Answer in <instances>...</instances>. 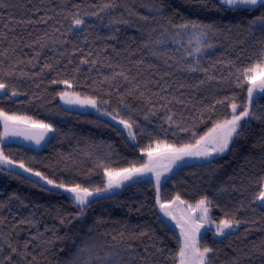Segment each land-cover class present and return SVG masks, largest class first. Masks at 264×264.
Returning a JSON list of instances; mask_svg holds the SVG:
<instances>
[{
    "label": "trees",
    "instance_id": "trees-1",
    "mask_svg": "<svg viewBox=\"0 0 264 264\" xmlns=\"http://www.w3.org/2000/svg\"><path fill=\"white\" fill-rule=\"evenodd\" d=\"M105 4L112 7L101 11ZM70 11L84 19L80 29ZM262 13L244 6L218 11L186 0H0V80L9 85L0 109L53 129L50 143L35 153L10 137L2 143L0 121L1 150L58 183L95 188L104 186L105 167L146 163L142 150L157 141L178 147L194 143L216 120L230 116L232 102L247 103V85L237 87L236 75L264 49V31L252 23ZM182 18L212 24L205 40L212 47L197 52L191 30L176 35L169 20ZM120 72L127 81L118 75L111 79ZM13 88L18 98L11 97ZM63 91L90 96L110 116L128 120L135 140L119 122L76 106L64 108ZM252 110L264 115V94L254 95ZM209 159L181 165L162 184L161 199L179 195L195 204L207 197L211 220L242 221L225 236L212 228L199 235L201 246L213 249L210 264H264V256L251 251L254 245L264 250V209L255 199L264 188V120L247 122L228 152ZM90 200L81 214L65 191L0 165V257L11 254L10 241L21 253L28 243L26 258L13 256L17 264H178L181 238L159 211L150 173Z\"/></svg>",
    "mask_w": 264,
    "mask_h": 264
},
{
    "label": "snow or ice",
    "instance_id": "snow-or-ice-1",
    "mask_svg": "<svg viewBox=\"0 0 264 264\" xmlns=\"http://www.w3.org/2000/svg\"><path fill=\"white\" fill-rule=\"evenodd\" d=\"M188 4L191 5H199L201 7H207L209 4L212 5L213 8H217V10H230L237 11L241 9V6H244V10L251 11L252 9H256L257 11L264 9V0H186ZM75 7L79 8V5H75ZM112 7L111 4H105L101 8L103 11L105 8ZM159 11V9H157ZM93 15H98V13H92ZM69 15L73 17L72 23L74 26H81L85 23L84 19L81 18L79 12L72 13L69 12ZM84 15H87L85 13ZM67 18V17H66ZM142 19H146V17H141ZM21 23H25V21H20ZM33 21L28 20L26 23H32ZM123 23H127V21H122ZM169 23L179 31H177L176 35H180L181 32H186L191 30L192 33L196 37V44L198 45L196 51L199 52L201 48H211L212 45L205 42L208 33L213 31L212 24H205L193 19H183L180 23H173L170 19ZM252 23H259L261 25L262 31H264V13L257 16ZM160 43V41H157ZM44 45H42L43 47ZM148 43L144 44V47L147 48ZM191 54V53H190ZM153 55H156L153 52ZM82 64L89 63L87 60H82ZM92 64H95L96 61H91ZM45 68H49L50 65L45 64ZM190 71L195 72L198 69L195 67H190ZM203 71H207L204 69ZM238 74L236 75V86L243 88L247 85V103L243 106L238 105L235 102L230 104L231 113L228 118H224L222 120H216L213 123V126L198 139H195L194 143H185L179 147L175 144H169L164 141H157L155 143V147L153 148L149 145L146 149H143L142 152L148 157L147 163L140 165L139 167L130 165L126 168L120 169H112L105 167L104 176L106 178L103 187H95L89 188L83 186L79 183L73 185H67L65 183H58L54 179H51L45 175H43L39 171H33L31 168L25 166L23 162H19L18 164L12 161L4 154L2 150H0V165H13L20 169H23L25 172H29L34 176L39 177L42 181H44L47 185H52L53 188L63 189L66 193L70 194L71 199L74 201L75 205L80 208L81 214L83 213L84 208L91 203L90 197L100 196L102 193H106L109 190L120 188L126 181H134V178H138L143 176L146 173H153L155 175L156 187H157V203L160 205L161 210L164 212L165 216H169L172 219H176L175 216L168 210V205L162 203L160 200V180L163 175V171H171L172 165L179 160H182L184 157H197L204 158L205 160H211L209 158L222 155L230 150V145L239 138L244 131V128L247 126V122L250 120H264V115H257L252 110V104L254 100V93L264 94V49L261 50L259 58L257 62L250 64L247 67L242 69H238ZM13 73H8L7 75H12ZM25 75L24 73H21ZM121 76L125 81L128 80V76L124 72L114 74L111 79H115V76ZM110 78L105 77V81H108ZM211 79V78H210ZM52 83H62L66 85L67 88H71L72 82L69 80H60V81H52ZM203 83V81H201ZM9 85L6 84L3 80H0V92H4L7 94V89ZM12 96L19 95L18 91L15 88L11 91ZM60 98L66 104H79V105H90L93 108H97V100L86 96L81 98L79 93L63 91L59 93ZM178 103L180 101H177ZM107 103V101H104ZM217 103H222V101H217ZM99 111V109L97 108ZM104 115H109L108 112H105ZM112 119L115 120L116 116H112ZM168 121L172 120L171 116L167 117ZM0 121L3 122L4 126V136L9 135H24L26 139H35L36 143L40 142V139L43 138V133L53 131L52 126L50 124H46L42 121L33 120L31 117L17 115V114H9L4 110L0 109ZM245 121L244 124L241 122ZM120 124L124 126L125 129L128 130V135L131 139L135 140V133L132 131L133 124L128 120L121 119L118 121ZM26 126L21 128L20 126ZM39 128L42 129L43 132L40 136H32L28 133L27 128ZM181 131H188L187 128H181L180 125H177ZM193 135H195L193 133ZM167 160V165L163 166V171H160L161 168L160 161ZM261 204V207H264V188H262L255 198ZM179 201L181 204H186V201L181 200L180 196L177 195L175 200L171 203H176ZM208 201L207 197L200 199L195 206L188 204L187 207L189 210L195 211L199 210V217L186 216L183 218V222L181 220L176 221V226L180 228V236L182 238V242L180 243L179 250L177 256L174 259L178 260V264H210V256L209 254L213 252V249L207 246H201L199 242V234L200 229L204 226L205 222H210V217L208 216ZM27 221L21 220L20 223L24 224ZM2 223V221H0ZM61 223H64L61 220ZM242 221L236 219L235 217H228L219 221L216 224V232L217 236H225L226 230H235ZM123 235V234H121ZM147 235L146 232H141L140 236ZM36 239V237H33ZM116 239V237H113ZM8 248L11 251V254L4 255L0 257V264H17L13 260L14 255L21 256L22 259L27 256V248L28 243L25 242L24 249L25 252L21 253L18 251L16 247L9 241L7 243ZM264 248V245L261 246ZM147 250V249H146ZM157 251H162L161 249H157ZM253 253L259 252L260 256H264V250L257 248L255 245L252 250ZM0 252H3V248L0 247ZM247 255V254H246ZM35 260V257H33ZM233 264H239V260H235Z\"/></svg>",
    "mask_w": 264,
    "mask_h": 264
},
{
    "label": "rangeland",
    "instance_id": "rangeland-1",
    "mask_svg": "<svg viewBox=\"0 0 264 264\" xmlns=\"http://www.w3.org/2000/svg\"><path fill=\"white\" fill-rule=\"evenodd\" d=\"M109 12L107 11V9H106V11H104V15H105V17H106V19L107 18H109ZM258 26H261L259 23H255L254 24V28H258ZM70 92H72V91H70ZM256 93H254V95H255ZM81 96V98H83V97H85V96H82V95H80ZM74 106H76V107H78V108H81V109H87V110H90V111H93V112H95V113H97V114H100V115H102V116H105V117H107V118H109L110 120H112V121H114V122H116V123H118V121L120 120V119H118V118H116L115 120H113L112 119V116H110V115H104V111L103 110H101V109H99L98 108V101H97V108L99 109V111L97 110V108H93V107H91L90 105H79V104H73V107ZM2 122V121H1ZM3 123V122H2ZM242 124H243V122H241ZM118 124H120V123H118ZM120 125H122V124H120ZM122 127L124 128V126L122 125ZM124 130L126 131V133L128 134V130L127 129H125L124 128ZM132 131H133V129H132ZM129 136V135H128ZM130 138V137H129ZM131 139V138H130ZM10 140V138H9V136H4V135H2V143H5V142H8ZM131 140H133V139H131ZM152 147L154 148L155 147V144L154 145H152ZM178 147V146H177ZM0 150H1V145H0ZM201 158H197V157H184L182 160H179V161H176L173 165H172V167H171V171H163V166L164 165H167V163H168V161L167 160H161L160 161V164H161V168L159 169L160 171H163V175L161 176V180H160V188H159V193H160V200H161V202L162 203H165L166 205H168V210L172 213V215L173 216H175L176 217V219H172L171 217H169V216H165L164 215V212L161 210V208H160V205L158 204V208H159V211H160V213H161V215L178 231V233H179V235H180V228L179 227H177L176 226V221L177 220H181V222H183V218L184 217H186V216H193V217H199V215L201 214L200 213V211L199 210H195V211H192V210H189L188 209V207H187V205L188 204H191V203H186V204H181V203H179V201H177L176 203H171L173 200H171V201H167V202H164L162 199H161V187H162V184L163 183H165L173 174H175L176 173V171L179 169V167L181 166V165H183L184 163H186V162H188V161H193V160H200ZM147 161H148V157H147ZM147 163V162H146ZM18 164V163H17ZM7 170H15V171H19V172H23V173H25V174H30V175H32L31 173H29V172H25L23 169H20V168H18V167H15V164H13V165H3ZM151 175H152V178H153V180H154V182H155V185H156V180H155V175L153 174V173H151V172H149ZM33 177H35L36 179H38L39 181H41L42 183H44V184H46L44 181H42L39 177H37V176H34V175H32ZM134 180H136V178H134ZM130 182H132V181H126L124 184H123V186L124 185H126V184H128V183H130ZM47 185V184H46ZM50 186H52V185H50ZM122 186V187H123ZM53 187V186H52ZM122 187H120V188H116V189H112V190H109L108 192H106V193H102L100 196H104V195H107V194H110V193H113V192H115V191H117V190H119V189H121ZM61 190H63V189H61ZM64 191V190H63ZM156 191H157V187H156ZM69 194V193H68ZM70 195V194H69ZM100 196H94V197H90L89 199H93V198H96V197H100ZM181 200H183V199H181ZM183 201H185V200H183ZM196 204V203H195ZM195 204H191V205H193V206H195ZM208 216L210 217V208H209V206H208ZM219 222H215V221H213V220H211V218H210V222H205L204 223V226L200 229V234H202L207 228H212V229H214V231L216 232V224H218ZM232 230H226V234H228V233H230ZM199 234V235H200ZM180 238H181V236H180ZM181 242H182V238H181Z\"/></svg>",
    "mask_w": 264,
    "mask_h": 264
},
{
    "label": "water",
    "instance_id": "water-1",
    "mask_svg": "<svg viewBox=\"0 0 264 264\" xmlns=\"http://www.w3.org/2000/svg\"><path fill=\"white\" fill-rule=\"evenodd\" d=\"M83 25L81 26H74L76 29H80ZM7 93H8V89H7ZM6 95L4 92H0V96H4ZM20 96L17 95V96H12L13 98H18ZM60 102L62 104V106L66 109H69V110H72L73 109V105L72 104H66L61 98H60ZM21 128H24L26 126H23L21 125L20 126ZM27 131L30 135L32 136H40L41 133L43 132L42 129H39V128H31V127H28L27 128ZM52 131L50 132H45L43 133V138L40 139V142L37 144L36 143V140L35 139H26L24 135H16V136H13V135H9V137L13 140H15L17 143H19L21 146L27 148V149H30L32 150L33 152L35 153H41L46 147L47 145L50 143L51 139H52ZM175 200V198H174ZM259 206L261 207V204L259 202ZM262 209H264V207H261Z\"/></svg>",
    "mask_w": 264,
    "mask_h": 264
}]
</instances>
